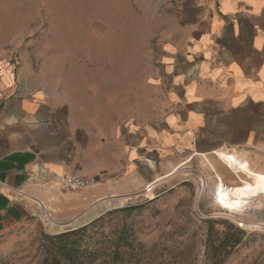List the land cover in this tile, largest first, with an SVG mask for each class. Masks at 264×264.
<instances>
[{
	"label": "crops",
	"instance_id": "crops-1",
	"mask_svg": "<svg viewBox=\"0 0 264 264\" xmlns=\"http://www.w3.org/2000/svg\"><path fill=\"white\" fill-rule=\"evenodd\" d=\"M162 1L171 21L166 74L155 79L154 121L132 142L124 125L104 126L73 99L0 64V237L28 223L86 225L109 200L169 178L174 150L186 163H208L218 179L247 176L220 152L264 174V0ZM63 175L94 184L62 192Z\"/></svg>",
	"mask_w": 264,
	"mask_h": 264
},
{
	"label": "rangeland",
	"instance_id": "rangeland-1",
	"mask_svg": "<svg viewBox=\"0 0 264 264\" xmlns=\"http://www.w3.org/2000/svg\"><path fill=\"white\" fill-rule=\"evenodd\" d=\"M169 11L162 0H0V64L73 99L83 115L104 126L124 125L132 142L146 134L160 102L162 81L155 79L166 74ZM230 156V162L219 158L247 176H221L223 184L237 181L232 188L248 185L262 193L243 209L216 200L220 180L208 163H186L174 150L169 178L109 200L86 225L28 223L1 236L0 264H41L46 237L92 223L84 247L108 248L122 235L142 264H211V245L225 238L222 264H264V174L246 171Z\"/></svg>",
	"mask_w": 264,
	"mask_h": 264
},
{
	"label": "trees",
	"instance_id": "trees-1",
	"mask_svg": "<svg viewBox=\"0 0 264 264\" xmlns=\"http://www.w3.org/2000/svg\"><path fill=\"white\" fill-rule=\"evenodd\" d=\"M92 226L93 223L76 230L46 237L49 245L41 264H122L125 260L127 264H142L135 259L136 251L132 242L122 235L108 243V248L84 247V236ZM225 240L226 238L217 245L214 243L211 245L213 250L211 264L223 263V258L219 253L226 248ZM239 243V239L235 240L231 247H237Z\"/></svg>",
	"mask_w": 264,
	"mask_h": 264
},
{
	"label": "bare ground",
	"instance_id": "bare-ground-1",
	"mask_svg": "<svg viewBox=\"0 0 264 264\" xmlns=\"http://www.w3.org/2000/svg\"><path fill=\"white\" fill-rule=\"evenodd\" d=\"M218 156L224 159L225 161H229V162L232 161V157L227 153L220 152ZM219 180L220 182L215 189L216 190L215 197H216V200L220 204H223L224 206H226V208H230L234 210L243 209L248 204V200H251L255 197H259L262 194L258 187H250L248 185H244L242 187L229 188L223 184L220 178ZM77 223H78V220L75 221V224ZM57 227L60 228V226H57Z\"/></svg>",
	"mask_w": 264,
	"mask_h": 264
},
{
	"label": "built area",
	"instance_id": "built-area-1",
	"mask_svg": "<svg viewBox=\"0 0 264 264\" xmlns=\"http://www.w3.org/2000/svg\"><path fill=\"white\" fill-rule=\"evenodd\" d=\"M58 187L62 192H77L91 187L94 182L79 176L63 175L57 180ZM152 186H148L146 190H151Z\"/></svg>",
	"mask_w": 264,
	"mask_h": 264
}]
</instances>
